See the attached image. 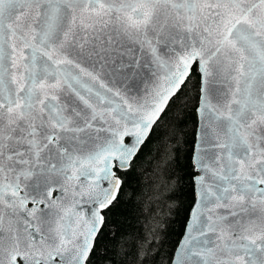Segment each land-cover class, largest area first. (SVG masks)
Listing matches in <instances>:
<instances>
[{
    "label": "snow or ice",
    "instance_id": "obj_1",
    "mask_svg": "<svg viewBox=\"0 0 264 264\" xmlns=\"http://www.w3.org/2000/svg\"><path fill=\"white\" fill-rule=\"evenodd\" d=\"M0 264H264V0H0Z\"/></svg>",
    "mask_w": 264,
    "mask_h": 264
},
{
    "label": "trees",
    "instance_id": "obj_2",
    "mask_svg": "<svg viewBox=\"0 0 264 264\" xmlns=\"http://www.w3.org/2000/svg\"><path fill=\"white\" fill-rule=\"evenodd\" d=\"M187 128L186 132L190 133L193 129L192 117L189 116L186 121ZM189 141L193 139V137L188 136ZM191 144L182 145L181 146V165H183V159L186 151H190ZM189 169L184 168L183 179L179 186V189H161L159 193H153L152 190L148 187V181L142 175L138 181L139 189L147 196V195H159L161 198V207L157 209V216L159 219L164 221L166 224V230L164 231V248L163 251L170 250L173 245L180 239V235L183 233L184 224L187 222L188 211L190 210L191 203L193 200V194L191 192L189 177L186 174ZM176 200L179 204V208L174 210L171 215H165L168 212V206ZM155 207V205H153ZM132 206H129L130 211L125 212L123 209L116 212L113 216V220L119 221L117 225L114 227H120L123 230L127 231L130 236H134L137 231L140 230V223L137 220L138 210L132 211ZM141 220L143 217L140 218ZM150 223L154 226V222L150 221ZM131 225V227H129ZM121 256H117L116 259L120 260Z\"/></svg>",
    "mask_w": 264,
    "mask_h": 264
}]
</instances>
